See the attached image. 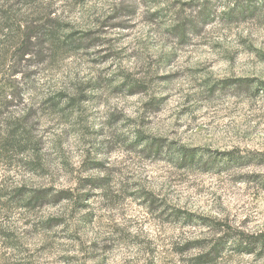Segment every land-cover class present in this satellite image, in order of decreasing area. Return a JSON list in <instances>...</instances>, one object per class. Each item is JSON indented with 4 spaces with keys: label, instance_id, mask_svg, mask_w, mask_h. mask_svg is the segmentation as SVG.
<instances>
[{
    "label": "rangeland",
    "instance_id": "obj_1",
    "mask_svg": "<svg viewBox=\"0 0 264 264\" xmlns=\"http://www.w3.org/2000/svg\"><path fill=\"white\" fill-rule=\"evenodd\" d=\"M33 11L62 38L15 77L21 98L4 107L13 92L0 90V134L11 117L38 142L0 157V264H191L228 228L264 232V0ZM17 187L69 196L23 207ZM214 264H264V253L230 243Z\"/></svg>",
    "mask_w": 264,
    "mask_h": 264
},
{
    "label": "trees",
    "instance_id": "obj_2",
    "mask_svg": "<svg viewBox=\"0 0 264 264\" xmlns=\"http://www.w3.org/2000/svg\"><path fill=\"white\" fill-rule=\"evenodd\" d=\"M41 0H0V90L3 95L5 89H10L12 94H6L10 102L1 104L4 107L10 106L14 101V93L20 91V98L24 88H18L17 77L22 76L26 69L44 62V55L48 49L58 44L62 38V29L57 20L50 18V13H45L43 20L30 18L35 6ZM25 17V18H24ZM43 21V22H42ZM180 35L185 34V26L179 28ZM8 63H12L8 65ZM22 63L24 66H22ZM15 67H22L24 71L16 70ZM29 78V71L25 75ZM16 77V78H15ZM264 90V87L261 89ZM7 100V97H4ZM4 130L0 134V157L24 155L30 152L34 155L37 151L38 142L30 136L29 129L19 120L7 119ZM228 162L237 160V154H222ZM184 160L193 164L195 155L182 154ZM5 187L0 184V197H3ZM14 197L19 200L23 207H38L48 204L50 201L65 200L69 192H61L54 195L46 191L28 192L21 188L14 189ZM64 195V196H63ZM53 199V200H50ZM187 221H192V215H185ZM53 220H50V223ZM232 243L233 249L238 254H263L264 253V232L232 231L224 237L212 242L203 248L202 252L190 259L191 264H214L226 250L228 244Z\"/></svg>",
    "mask_w": 264,
    "mask_h": 264
}]
</instances>
